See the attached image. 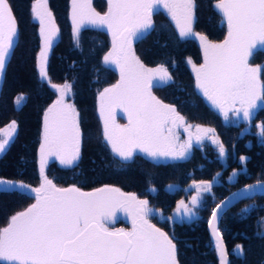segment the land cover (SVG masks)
<instances>
[{"label":"snow or ice","instance_id":"6c2138e0","mask_svg":"<svg viewBox=\"0 0 264 264\" xmlns=\"http://www.w3.org/2000/svg\"><path fill=\"white\" fill-rule=\"evenodd\" d=\"M161 5L174 22L180 38L200 42L204 63L197 67L188 60L195 73V87L226 122L231 118H235L232 122L241 119L250 122L255 111L264 105V89L257 87L258 74L264 71V66L254 67L249 63L254 50L264 47V0H217L214 7L228 27V35L220 44L193 31L194 0H108V10L103 15L91 7V0H71L69 15L76 47L80 46L81 30L89 26L105 28L112 37V47L102 63L114 66L120 79L98 93L103 140L121 161H131L137 150L152 160H183L194 144L200 145L205 139L217 146L219 158L223 159L225 146L213 128L195 125L194 138L189 135L187 141L176 142L178 137L172 135L173 127L184 126L185 131H189L193 126L186 125L175 105L166 104L152 94L153 88L174 83L173 77L164 65L146 67L133 50V43L154 28L152 17ZM31 18L39 25L41 40L36 68L42 80H49L48 51L60 30L48 0H33ZM17 32L18 22L9 0H0V74L4 73L14 49ZM51 87L56 90L57 99L43 114L39 147L41 184L30 188L36 202L11 215L7 225L0 227V264H176V245L167 233L150 223L149 218L157 210L149 206L148 200L109 186L92 192H83L75 185L60 188L45 175L49 157L54 156L62 166L71 167L81 155L79 112L66 100L72 94V85L65 82L51 84ZM24 100L26 97L20 95L16 104ZM116 107L125 111L126 125L115 124ZM8 127L11 131L7 138L0 139V152L5 151L16 132V121ZM256 127L257 135L264 138V122ZM247 159L241 156L240 162L243 164ZM239 174L233 172L230 181ZM0 186H7L0 187L3 192L29 189L23 182L2 179ZM193 187L196 195L188 203L184 200L177 203L176 218L194 216V209L201 203V194L211 193L213 184L201 181ZM257 193L264 194V181L258 180L230 193L212 209L208 225L219 264H228V254L223 240L218 238L220 232L214 221L232 203ZM248 207L242 214H247ZM119 209L128 213L130 230L113 231L107 226ZM236 248L238 254H242V246Z\"/></svg>","mask_w":264,"mask_h":264},{"label":"trees","instance_id":"16d2710c","mask_svg":"<svg viewBox=\"0 0 264 264\" xmlns=\"http://www.w3.org/2000/svg\"><path fill=\"white\" fill-rule=\"evenodd\" d=\"M32 3L33 0H9L18 22V34L0 87V129L16 121L17 133L0 157V179L23 182L30 188L40 186L43 114L57 99L51 84L68 82L72 85L69 101L79 112L81 155L71 167L51 161L45 167L48 179L60 188L75 185L88 192L109 186L146 199L149 206L157 210L156 218H149L150 223L167 233L176 245V264H218L207 233V222L214 206L226 195L249 183L264 181V138L257 135L256 129L257 124L264 122V105L255 111L247 131L243 124L225 123L195 87V75L188 60L197 67L203 63L198 43L180 38L167 15L156 11L152 17L154 28L135 42L133 50L146 67L164 65L168 68L174 83L155 87L152 94L166 104L175 105L188 124L215 129L226 155L221 159L213 146L202 143L192 147L183 160L156 162L135 154L131 161L123 162L111 153L103 140L97 108L98 93L118 79L117 73L102 63L110 49L109 35L103 30L84 28L79 35L80 46L76 47L69 17L70 0H48L60 30L48 53V83L39 77L36 68L41 40L39 25L31 18ZM194 3L193 31L207 36L212 43H222L227 25L214 7L217 0H194ZM91 7L104 14L107 0H91ZM249 63L254 67L264 66V50L255 51ZM258 80L264 89V71L258 74ZM18 95H24L26 100L16 109L14 99ZM241 156L248 158L243 164L239 162ZM233 172L240 174L229 183L227 179ZM201 181L213 184L207 207L201 208L197 218L189 223L170 225L168 217L172 216L177 203L186 199L194 183ZM169 185L174 186V192L167 190ZM34 197L19 190L0 191V227L7 225L11 215L33 204ZM249 205L254 208L242 214L243 208ZM263 219L264 196L244 200L221 217L219 232L230 264H264ZM117 225L127 230L123 222ZM237 245L242 246V254L237 253Z\"/></svg>","mask_w":264,"mask_h":264},{"label":"rangeland","instance_id":"374dc122","mask_svg":"<svg viewBox=\"0 0 264 264\" xmlns=\"http://www.w3.org/2000/svg\"><path fill=\"white\" fill-rule=\"evenodd\" d=\"M107 10H108V0H107V8H106V11L105 12H107ZM70 11H71V0H70ZM156 11H162L163 13H165L166 15H167V17L170 19V17L168 16V14H167V11L163 8V6L161 5V6H158L157 7V9H156ZM155 11V12H156ZM70 14V13H69ZM101 15H103V14H101ZM69 17H70V15H69ZM170 21H171V19H170ZM225 21V20H224ZM172 22V21H171ZM70 23H71V19H70ZM225 23H226V25H227V22L225 21ZM172 24L175 26V24H174V22H172ZM71 26H72V23H71ZM86 28H92V29H98V30H103V31H105L107 34H108V32H107V30L105 29V28H93V27H91V26H89V27H86ZM177 30V29H176ZM177 32H178V30H177ZM109 35V34H108ZM227 35H228V27H227ZM226 35V36H227ZM109 38H110V49H111V47H112V37L109 35ZM189 39H193V38H189ZM193 40H195L197 43H198V45H199V47H200V42L198 41V40H196V39H193ZM225 40V39H224ZM136 42V41H135ZM135 42L133 43V45L135 44ZM220 44V43H219ZM133 47V46H132ZM109 49V50H110ZM200 49H201V47H200ZM257 50H264V47H259V48H257L256 50H254V52L255 51H257ZM49 51H50V49H49ZM49 51H48V53H49ZM201 51H202V49H201ZM202 55H203V63H204V53H203V51H202ZM202 63V64H203ZM106 67H108V68H110V69H112V70H114L116 73H117V76H118V79H117V81L120 79V75H119V72H118V70H116L115 69V67L114 66H106ZM148 68H154V67H148ZM192 70H193V68H192ZM194 73V72H193ZM194 75H195V73H194ZM48 83H50L49 82V80H46ZM116 81V82H117ZM115 82V83H116ZM114 83V84H115ZM257 87L258 88H260L261 89V85H260V83H259V80H258V85H257ZM103 91V90H102ZM200 93V92H199ZM201 94V93H200ZM24 96V95H23ZM69 97L70 96H67L66 97V100H67V102L68 103H70V101H69ZM17 98V97H16ZM205 99V98H204ZM206 100V99H205ZM24 101H22L21 103H23ZM206 102L208 103V105L216 112V113H218L219 114V112L216 110V109H214L212 106H211V104L206 100ZM15 104H16V99H15ZM21 105V104H20ZM97 105H98V114H99V117H100V113H99V102H97ZM16 106H18L19 107V105H17L16 104ZM261 106H263V105H261ZM220 115V114H219ZM114 116H115V124L116 125H120V126H123V125H126L127 123H128V119H127V115H126V113H125V111L123 110V108H121V107H116L115 109H114ZM221 116V115H220ZM230 117H231V114H230ZM221 118L223 119V117L221 116ZM100 121H101V119H100ZM223 121L225 122V123H227V124H234V125H240V124H243L244 126H245V131H247L248 129H249V126L247 125L248 124V122H245V121H243L242 119L241 120H239L238 122H232V121H235V118H231L230 119V121L229 122H226L224 119H223ZM185 123H186V125H192V124H188L186 121H185ZM101 125H102V122H101ZM193 127L191 128V129H189V131H185V128H184V126H179V127H173L172 128V135L174 136V137H178V139H177V143L179 144V143H183V142H185V141H187L188 140V138H189V135H192L193 136V138L195 137V135H196V129H195V125H192ZM206 128V127H205ZM102 129H103V126H102ZM257 129V128H256ZM11 130H10V128L7 126V127H5V129H3L2 131H0V139H5V138H7V135H8V133L10 132ZM258 129H257V133H258ZM165 134H167V130H165ZM15 136V133L13 134V136H12V138H11V140L13 139V137ZM15 138V137H14ZM11 140H10V142H9V144L11 143ZM14 140V139H13ZM202 143H209L211 146H213L217 151H218V148H217V146H215V145H213L212 143H211V141L210 140H208V139H205ZM9 144L6 146V149H7V147H9ZM195 146H199V145H196V144H194L193 145V147H195ZM109 147V146H108ZM6 149H5V151L4 152H0V154L1 153H5L6 152ZM109 149H110V147H109ZM110 151H111V149H110ZM112 153V152H111ZM113 154V153H112ZM135 154H140V155H142V156H144V157H146V158H148V159H150V160H152L151 158H149V157H147L144 153H141V152H139V150H137L136 151V153ZM114 155V154H113ZM115 156V155H114ZM118 158V157H117ZM119 159V158H118ZM120 160V159H119ZM171 159H159V160H152V161H156V162H165V161H170ZM51 161H58V163L60 164V162H59V160L58 159H56V157H49L48 158V163H47V165L51 162ZM123 162H125V161H123ZM239 162H240V159H239ZM241 163V162H240ZM46 165V166H47ZM61 165V164H60ZM45 166V167H46ZM230 177H232V175H230ZM229 177V178H230ZM227 179V182H229V183H233L234 181H235V179H236V177H234L233 178V180L232 181H230V179ZM41 184V183H40ZM172 186V185H171ZM39 187V186H38ZM37 188V187H36ZM101 188H103V187H101ZM115 188V187H114ZM167 190L169 191V192H174L175 191V188H174V186H172L171 188H169V187H167ZM92 191H94V190H92ZM92 191H88V192H92ZM122 192V191H121ZM124 193V192H123ZM125 194H128V193H125ZM194 195H196V192H195V188L193 187L189 192H187V197H186V199H184V201H185V203H188L189 201H190V199H191V197L192 196H194ZM35 196V195H34ZM201 196H202V199H201V203H200V205L196 208V209H194V211H195V215L194 216H192L191 218H187V217H185V218H182V219H180V218H176L175 217V215H174V210H175V208H174V210L172 211V217H173V219L170 221L169 220V224L171 225L172 223H174V222H178V223H181V222H186V223H189V222H191V221H193L194 219H196L197 218V216H198V211L201 209V208H204V207H207V205H206V203L207 202H209L208 201V198L207 197H209V196H211V193H202L201 194ZM138 198V197H137ZM34 199H35V197H34ZM139 199V198H138ZM35 202H36V200H35ZM34 202V203H35ZM250 207H248V212H250L251 211V209H253L254 208V205H249ZM246 208V207H245ZM245 208H243V209H245ZM119 212H122V215L119 213ZM247 212V213H248ZM245 215V214H244ZM125 216H127V215H125V211H123L122 209H119V210H117V212H116V214H115V216L110 220V221H108L107 222V226L111 229V230H113V231H115V230H117V229H124V230H126L125 228H124V226H120V227H118V225H117V223L118 222H123V224H126L128 227H127V230H130L131 229V227H132V224H131V220L130 219H126L125 218ZM151 217H154V218H156V214H155V212L153 213V216H151ZM263 222H264V219H263ZM126 230V231H127ZM236 251H237V249H236ZM238 252V251H237Z\"/></svg>","mask_w":264,"mask_h":264},{"label":"water","instance_id":"95a60500","mask_svg":"<svg viewBox=\"0 0 264 264\" xmlns=\"http://www.w3.org/2000/svg\"><path fill=\"white\" fill-rule=\"evenodd\" d=\"M256 182H257V181H256ZM256 182L249 183V184H255ZM249 184H247V185H249ZM0 187H7V186H0ZM243 187H245V186H242V187H240V188H238V189L232 191L231 193H233V192H237L238 190L242 189ZM17 190H19V191H21V192H24V193H26V194H29V195H35L34 193H32V192L30 191V187H29V189H17ZM229 195H230V193H229L228 195H226V196H225L223 199H221V200H224L225 198L229 197ZM259 196H264V194L257 193V194H255V195H253L251 198H243V199H241V200H239V201H237V202L232 203V204H231L230 206H228L227 208L223 209V210L220 212V215H219L218 219H217L216 221H214L215 226L219 229V222H220L221 217H222L227 211L231 210V208H233L235 205H237L238 203H240V202H242V201H244V200H247V199H254L255 197H259ZM221 200H220V201H221ZM220 201H219L218 203H220ZM218 203H217V204H218ZM215 206H216V205H215ZM215 206H214V207H215ZM211 212H212V211H211ZM210 218H211V213H210L209 219H210ZM207 233H208V235H209L210 242H211L212 248H213V250H214L215 257H216V260H217V263L219 264V256H218V254H217V252H216V249H215V241H214V239H213V236H212V230H211V228L209 227L208 222H207ZM218 238L222 239L221 234H220V237H218ZM222 240H223V239H222ZM223 246H224V250H225V251L227 252V254H228V251H227V249H226V246H225V244H224V241H223ZM227 259H228V264H230L228 255H227Z\"/></svg>","mask_w":264,"mask_h":264},{"label":"crops","instance_id":"0c3cea01","mask_svg":"<svg viewBox=\"0 0 264 264\" xmlns=\"http://www.w3.org/2000/svg\"><path fill=\"white\" fill-rule=\"evenodd\" d=\"M17 34H18V32H17ZM16 41H17V36H16ZM16 44V43H15ZM15 46V45H14ZM11 55V54H10ZM10 55H9V57H10ZM9 59V58H8ZM3 76H4V73L3 74H0V87H1V84H2V81H3ZM18 96H20V95H18ZM18 96H16V97H18ZM16 97H15V99H16ZM15 99H14V106H15V108L16 109H19L22 105H23V103L25 102V100H24V102L23 103H21V105H19V107L18 106H16V104H15ZM11 123V122H10ZM10 123H8L6 126H4L2 129H0V130H3V129H5V127H7ZM16 133H17V129H16V132H15V136H16ZM14 136V137H15ZM14 137H13V139H14ZM13 139L11 140V142L13 141ZM10 145V144H9ZM7 149H8V147H7ZM6 149V150H7ZM4 153H1L0 154V157L3 155ZM237 249V248H236ZM238 251V250H237ZM238 253V252H237Z\"/></svg>","mask_w":264,"mask_h":264},{"label":"flooded vegetation","instance_id":"af4514ba","mask_svg":"<svg viewBox=\"0 0 264 264\" xmlns=\"http://www.w3.org/2000/svg\"><path fill=\"white\" fill-rule=\"evenodd\" d=\"M121 215H122V213H121ZM125 215H127L128 219H130L129 216H128V213H127V212H125ZM152 216H153V215H152Z\"/></svg>","mask_w":264,"mask_h":264}]
</instances>
